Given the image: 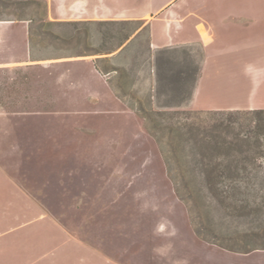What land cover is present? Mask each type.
<instances>
[{"label": "rangeland", "instance_id": "374dc122", "mask_svg": "<svg viewBox=\"0 0 264 264\" xmlns=\"http://www.w3.org/2000/svg\"><path fill=\"white\" fill-rule=\"evenodd\" d=\"M180 1L171 18L196 13L207 44L152 47L150 27L161 30L163 16L156 0L117 2L115 17L91 1L79 14L69 2L59 13L53 0H0V21L22 27L29 47L26 64L0 70V118L13 123L0 125V148L27 154L0 157L17 166L2 187L18 193L0 212V264H264V204L233 210L200 185L188 199L167 175L161 130L182 113L256 100L264 45L254 60L221 53L252 34L264 40V0Z\"/></svg>", "mask_w": 264, "mask_h": 264}, {"label": "trees", "instance_id": "16d2710c", "mask_svg": "<svg viewBox=\"0 0 264 264\" xmlns=\"http://www.w3.org/2000/svg\"><path fill=\"white\" fill-rule=\"evenodd\" d=\"M182 114V122L161 128L169 135L173 168L167 175L177 191L182 188L190 199L201 193L190 188L200 185L233 210L264 204V109Z\"/></svg>", "mask_w": 264, "mask_h": 264}, {"label": "crops", "instance_id": "0c3cea01", "mask_svg": "<svg viewBox=\"0 0 264 264\" xmlns=\"http://www.w3.org/2000/svg\"><path fill=\"white\" fill-rule=\"evenodd\" d=\"M56 1L57 9H55L56 12L63 13L66 11V8L64 7L67 2H69V7L75 12V13H83L84 7L86 4H88L90 1L93 7V11L97 13H101L103 11V15L105 17H115L116 13V6L117 2L122 4L124 7H126V4H128V0H53ZM158 4L161 3L163 5L162 7V19L161 20V30H159V23L154 26V24L151 25V44L152 47H163V46H169L174 44H184L186 43L183 41L184 39H187V41H191L194 39H197L205 44H207V40L202 37V35L199 33V31L196 29L197 23H195V17L196 13H192V11H189V15L185 17L184 23H182L180 20L171 18V14H173V8L177 7V11H182V4L180 0H156ZM119 13H126L127 10H120ZM199 12V11H198ZM197 12V13H198ZM208 14V12H206ZM169 15L170 18H166V15ZM241 14L242 18L249 19V16L247 15V12L241 11L239 12ZM204 15V14H203ZM197 16H201L198 14ZM205 16V15H204ZM249 16V17H248ZM121 17V16H118ZM209 18V15L205 16ZM253 18V17H252ZM264 19V17L262 18ZM254 20V18H253ZM261 21V20H259ZM213 29V37L212 39L216 38V31L215 28ZM210 35V34H209ZM252 39L248 41H240L236 45H233L234 47L231 49L226 50L221 53V59L226 60L228 58H233L237 62L243 61L244 58L249 56L251 60L256 59L254 52H259L258 48L261 45H264V40H255V37L252 34ZM247 48V50H245ZM249 51V52H248ZM249 53V54H248ZM246 55V56H245ZM258 56V54H257ZM27 60H29V47L26 41V34L22 30V27H19L15 25L11 21H0V70H8L12 69L15 66H21L26 64ZM75 64H70L68 68L64 70V73L61 74L63 78H66L69 76V74H73L75 72ZM254 70V69H253ZM261 69H257L258 72H260ZM63 80V79H62ZM74 85H77V83H73ZM76 89V88H75ZM25 101L21 103V105L26 104V108L30 107L31 103L33 106L35 105L34 102L26 101L28 98H24ZM23 107V106H21ZM24 107V108H25ZM224 110H255V109H264V84L262 88L260 89V92L256 98L251 104H247L244 107H224L222 108ZM23 114L27 115L28 118L31 117L30 112L24 111ZM11 122H8V120H4V118H0V125L3 124H10ZM13 124V123H11ZM12 137L7 138L8 140L11 139L12 141H19V138L16 139L13 135V132H10ZM5 132L0 131V138L2 139L4 137ZM24 140V138H22ZM25 149L19 147L15 148H0V157H11V158H19L21 156H26ZM10 165L1 164L0 163V212H2L3 205L5 203V199L11 196V194L14 193V191H5L2 187V176H4L5 172L13 171L12 167H17L14 164V161H9ZM18 192V191H17ZM20 193V192H19ZM18 193H14L16 195ZM0 218L2 216L0 215ZM12 233V232H11ZM5 232H0V236L4 235Z\"/></svg>", "mask_w": 264, "mask_h": 264}]
</instances>
